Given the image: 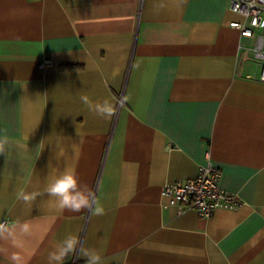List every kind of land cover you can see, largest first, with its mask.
Masks as SVG:
<instances>
[{
  "label": "crops",
  "instance_id": "obj_1",
  "mask_svg": "<svg viewBox=\"0 0 264 264\" xmlns=\"http://www.w3.org/2000/svg\"><path fill=\"white\" fill-rule=\"evenodd\" d=\"M232 21L229 0H0V264H48L68 235L102 264H264V31ZM207 162L241 203L202 218L161 187ZM66 168L104 215L17 199Z\"/></svg>",
  "mask_w": 264,
  "mask_h": 264
},
{
  "label": "built area",
  "instance_id": "obj_2",
  "mask_svg": "<svg viewBox=\"0 0 264 264\" xmlns=\"http://www.w3.org/2000/svg\"><path fill=\"white\" fill-rule=\"evenodd\" d=\"M230 9L240 13L247 24L232 21L230 26L240 30L242 36H254L255 31H264V0H229ZM252 54L261 64L259 81L264 82V34H257ZM48 61L42 64L45 68ZM220 170L207 162L199 167L194 178L166 182L161 193L170 196L172 204L182 208H194L202 218H209L216 209L234 210L241 200L235 193L220 185Z\"/></svg>",
  "mask_w": 264,
  "mask_h": 264
},
{
  "label": "clouds",
  "instance_id": "obj_3",
  "mask_svg": "<svg viewBox=\"0 0 264 264\" xmlns=\"http://www.w3.org/2000/svg\"><path fill=\"white\" fill-rule=\"evenodd\" d=\"M83 103L90 112L96 116L110 120L116 115L115 106L107 99L102 102L93 103L87 97H81ZM2 119V117H0ZM12 141L7 128H0V154L8 153L12 148ZM46 194L53 199L62 211L68 213H80L88 210L92 216L105 214L104 207L96 199V195L88 184L81 181L75 169H64L51 178L44 189V193H32L26 195L23 191L17 193L18 200L34 201L37 196ZM7 229L0 225V236ZM69 256L85 258V264H102V257L95 250L88 249L77 236L68 235L58 241L55 250L48 253V264H64Z\"/></svg>",
  "mask_w": 264,
  "mask_h": 264
}]
</instances>
